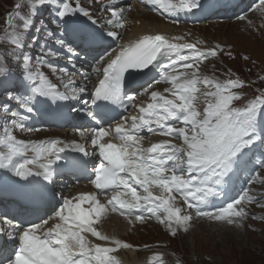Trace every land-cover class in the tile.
I'll list each match as a JSON object with an SVG mask.
<instances>
[{
    "label": "snow or ice",
    "instance_id": "6c2138e0",
    "mask_svg": "<svg viewBox=\"0 0 264 264\" xmlns=\"http://www.w3.org/2000/svg\"><path fill=\"white\" fill-rule=\"evenodd\" d=\"M148 2L163 9L164 14L174 18L173 22L178 21L181 13L194 15V10H204L202 0H180L179 5L170 0ZM260 2L264 4V0ZM76 5L74 8L66 0H50V6L56 9V17L65 25L71 24V20L65 18L73 15H83L91 23H98L88 10L79 6V0H76ZM45 6H48L45 0H33L30 7L17 3V11L7 17L9 27L15 29L11 33L14 47L11 53L0 55V64L6 65L7 59L11 58L21 65L20 79L28 91H17L16 95L9 92V99L16 105V111L9 105H2L0 109L14 118L13 125L21 128L25 127L23 121L28 120L36 110L34 101L38 102V98L57 103L75 100L87 91L86 85L81 84L71 88V95L65 94L58 91L56 85L38 67L34 70L35 64L44 61L34 60L29 54L27 32L32 30L35 17ZM22 8H29L27 15L21 14ZM123 13L122 7L113 10L107 23L114 28H124ZM62 35L46 33L56 46L67 53V59L72 60L79 53ZM106 36L120 38L117 32L111 30L106 32ZM84 43H88L87 38ZM217 48L203 52L193 44L170 43L163 35H146L131 45L121 46L115 58L106 66L94 69L103 78L99 80V86L94 87L91 97L84 101L85 104L95 106L88 109L87 116L98 125L92 129L94 136L91 143L99 156L93 162L91 182L100 190V195L107 198L106 204L101 203L96 194H80L73 198L61 194L60 206H53L54 215H49L45 203L49 191L52 199H55L56 178L64 169L76 170L83 163L80 156L62 154L68 150L85 156L88 153L79 144L58 147L64 145L59 139L25 143L18 140L7 126L4 127L5 135L0 141L4 146L0 150V169L12 173L31 186L25 189L26 201L21 211L37 217L36 220L25 222L30 226L14 225L12 231L7 233L15 247L4 264H119L113 253L132 245L103 234L94 225L108 211L135 216L138 221L146 219L145 213H148L157 222L164 224L171 236L175 237L180 230L186 233L194 216L191 213L182 214L180 208L172 206L175 199L173 192L183 197L188 209H194L195 217L226 222L228 225H239L243 221L246 213L243 208L237 209V205L245 199L249 203L253 202L245 189H241L240 194L224 206L213 210L212 205L216 199L226 196L227 187L231 186L233 177L238 173L249 171L253 174L250 177L252 179L258 175L257 167L264 168V160L259 165L254 162L256 154L264 157V92L238 107L234 106V102L240 101L242 96L234 89L245 86L242 80L221 82L199 76L198 69L191 73L178 72L180 68L193 69L202 60L217 56ZM58 55L60 53L45 44L42 57ZM103 61L101 57L97 65L103 64ZM48 66L56 71L55 65L49 63ZM150 66L152 70H160V75L152 83L163 81L170 84L164 91L171 98L152 92L151 102L139 107V117H131L130 123H127V117L126 123L116 121L114 133L120 143H101L102 138L109 135L103 123L105 118L117 107L125 110L135 107V96L141 94H125L126 83L132 85L137 83L141 75L149 76L150 73L144 70ZM59 71L67 75L66 69ZM89 79L90 76H84L85 81ZM10 80V69L0 67V87H4ZM73 83L69 76L64 87L67 89ZM201 86L205 89L203 92ZM17 117L19 119H15ZM110 119L115 120L116 117ZM142 129L172 137L181 143H155L149 148H142L140 142L143 137L139 134ZM83 135L84 131L81 130ZM28 152L34 155L23 162L17 160ZM249 165L252 167L249 168ZM135 185L145 195L139 194ZM153 186L161 189L162 194L154 196L151 190ZM163 193L168 195L164 196ZM122 196L131 198L123 199ZM85 204L87 208L83 206ZM2 219L12 223L7 218ZM49 219L58 222L53 228L44 230ZM3 231L0 228V232ZM84 233H90L111 246L92 245ZM152 259L159 261L160 258L153 256Z\"/></svg>",
    "mask_w": 264,
    "mask_h": 264
},
{
    "label": "rangeland",
    "instance_id": "374dc122",
    "mask_svg": "<svg viewBox=\"0 0 264 264\" xmlns=\"http://www.w3.org/2000/svg\"><path fill=\"white\" fill-rule=\"evenodd\" d=\"M16 3V0H0V34H7V31H4L2 28L3 25H1V23L6 14L12 9L11 5H15ZM260 3L261 2L257 3L254 8L259 6ZM214 14L216 16L218 15L217 12ZM140 17H147L146 23H155L157 21L151 15L148 16L147 14H143ZM136 18L137 16L134 14V20ZM263 24L264 19L262 17H259V20L252 17L246 28H243L244 25H246L245 22L236 24H213L209 27L206 25V27L202 29V32L206 35V38H211L213 41L219 42L222 45L231 46L237 53L249 54L250 65L253 60H257L259 62L258 68L264 70V34L261 32V35H258L254 30V28H258V30L259 28H263ZM250 29L252 30L249 31ZM201 40V36L193 38L194 42L199 43L201 51H206L207 48L202 45ZM3 44L0 42V55L5 53ZM6 45L7 44H5V46ZM7 61L16 63L14 59L11 58H8ZM230 64L233 67H241L245 63L237 59ZM246 65L249 66L247 63ZM237 177L238 182L242 180L239 185L247 184L245 180V178H247L246 174H239ZM240 208L239 206L237 209ZM244 211L246 213L245 209ZM118 218L123 219L127 225V230L122 241L126 239L127 234L129 238L126 242L133 243L137 246L135 248L137 251L134 249L133 251L136 256L140 258L152 260V256L149 255V252L142 248H144L143 245L155 243L153 248L155 252L160 251V253L166 255L162 264L165 261L180 264L179 260L170 257V252L166 248L168 245L167 242L170 241L172 245L168 246V248L171 250L174 248L181 254L183 264H264V222L257 226L258 229L256 232L254 230H249V226H254L255 224L253 218L249 216V213H247L243 221L237 225V229L225 228L219 225L208 226L201 224L190 235L188 234L189 236L170 237L172 240L168 239L169 235L156 225L152 226L153 228L151 227L155 233L152 232L149 227L143 229L142 226L136 231L130 232V224L127 223L129 220L121 217ZM118 218L112 217L110 221L115 222ZM111 231L110 229V232ZM181 237H185V241L181 240ZM117 253H123V250ZM121 256L122 255L118 257L119 262L122 260ZM159 264H161V262Z\"/></svg>",
    "mask_w": 264,
    "mask_h": 264
},
{
    "label": "bare ground",
    "instance_id": "6f19581e",
    "mask_svg": "<svg viewBox=\"0 0 264 264\" xmlns=\"http://www.w3.org/2000/svg\"><path fill=\"white\" fill-rule=\"evenodd\" d=\"M148 16H150V15H148ZM147 19H148L147 17H144V18L137 17L134 20V23H136L137 20H139L141 22L139 26L136 25V26L133 27V30H134V32L137 35L142 33V32H145L148 29V26H151V25H155V26L159 25L160 27H159L158 30H160V31H164L166 29V26L160 20L155 18L157 20L155 23H146ZM133 116H135V115H129V119H131V117H133ZM241 181L242 180H240L238 182V184H240ZM106 218H107V216L104 214V215L101 216L100 219L103 221ZM107 219H108V221L106 223H104V226L107 228L108 232L107 231L106 232L102 231V233L105 234V235H108L109 237H112L114 239H120L122 241L123 237H124V234L126 233V230H127V225L124 222V220L118 218V220L114 222V221H110V218H107ZM133 220L135 222H141V221H137L136 219H133ZM141 226H142L143 229H147V227H152V226H155V225L154 224H150V225H145L144 224V225H140L139 227H141ZM110 229L112 230L111 232H110ZM88 234H89V236H91L90 233H84L83 235L87 236ZM180 239L185 241V237H181ZM94 243L96 244V242H94ZM97 244H100V242H97ZM120 255H122L121 256L122 260L119 262V264H142L145 261L151 260V259H145V258H140V257L136 256V254L134 253L133 249H130V250H126L125 249V250H123V253L114 254V256L116 258L120 257ZM164 264H168V261H165Z\"/></svg>",
    "mask_w": 264,
    "mask_h": 264
}]
</instances>
